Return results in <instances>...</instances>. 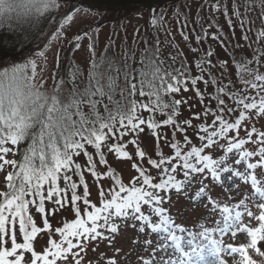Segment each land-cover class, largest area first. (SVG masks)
<instances>
[{"label":"snow or ice","instance_id":"obj_1","mask_svg":"<svg viewBox=\"0 0 264 264\" xmlns=\"http://www.w3.org/2000/svg\"><path fill=\"white\" fill-rule=\"evenodd\" d=\"M37 2L42 15L59 16L49 18L41 44L28 47L26 63L17 57L31 44L27 29L0 27V264H208L206 249L219 264H227L222 253L257 264L249 249L264 258V0H202L196 27L186 0L140 3L136 15L148 13L154 39L130 48L125 34L116 51L113 30L99 54L97 0ZM170 8L198 54L195 74L167 27ZM7 10L0 0V13ZM77 23L85 26L67 39ZM237 26L242 43H233ZM213 27L226 58L199 47ZM85 39L87 74L70 64L65 79L57 49L51 95L41 91L53 43L67 40L74 53ZM233 194L234 203L221 199ZM65 213L71 222L54 226ZM197 213L193 231L186 224ZM239 234L248 242L224 245Z\"/></svg>","mask_w":264,"mask_h":264},{"label":"rangeland","instance_id":"obj_2","mask_svg":"<svg viewBox=\"0 0 264 264\" xmlns=\"http://www.w3.org/2000/svg\"><path fill=\"white\" fill-rule=\"evenodd\" d=\"M104 2V3H103ZM107 0H103L102 2L97 0L98 6L102 9L103 15L101 17L103 28L101 29L99 33V40H98V47H97V54L102 52L104 50V45L108 40L109 35L113 32V30H116L119 33V37L116 39V51L120 50L121 46V40L124 38L125 34L127 35V41L128 46L136 47L137 49H143L145 47L143 38L145 36L148 37L149 41L151 42L154 37L152 36V29L150 28V25L148 24V13H144V18H138L136 15V9L137 6L140 3H134L128 8H115L112 7L109 3H107ZM202 0H186V3L190 5L191 12H190V22L191 27H196V14H197V8L199 6V3H201ZM19 7L22 12H25L26 15L23 16V14H19L17 17L20 18V21L16 23L17 25H22L25 29L28 31V38L31 40V44L28 47H37L41 44V42L44 39V34L49 31V18L56 16H59V10H52L49 13H45L42 15L40 12L37 11V9L40 7L37 0H8V10L2 12L1 14L12 12L14 8ZM12 10V11H11ZM175 9L170 8L167 13V19H168V29L171 31L172 36L175 38L174 43H176L181 49H183L185 55L188 58V63L193 68V73H196V69L193 62L194 56L198 54H193L189 51V48L187 46L188 42H185L180 35V29L183 27L182 24L178 25L177 20H182L181 17L175 16L174 13ZM15 13V12H13ZM1 16V15H0ZM1 18V17H0ZM6 23L11 24L10 20H7L5 18ZM219 24L221 25L223 32L227 35L229 39H231V32L229 31L228 24L225 22V19L223 16L219 17ZM205 26L207 25L208 21L207 19L204 20ZM16 24H13L12 26H17ZM84 24H73L67 34V39H71L72 36H74L78 29L81 27H84ZM139 29V33L136 35L135 39L137 41L136 45H133V35L136 33V30ZM188 32L189 35V42L192 44L193 47H197L195 36L192 35L191 28L184 29ZM199 31V28H197V32ZM209 37L206 41H201V44L199 47L206 51L209 47L213 48L220 58H226V53L224 52V49L220 47V44L218 41L211 39V33L216 31V28H210L209 30ZM157 35H159L160 40L163 42L165 40L164 33L160 31L159 29H156ZM169 39H172V37H169ZM221 39H224V37H221ZM240 42V29L237 26L236 27V39L233 41V43ZM87 43L88 41L85 39L81 42L82 46L80 50L72 52V49L74 48V44H69L67 40L63 41L62 43H56L54 42L52 47L46 52L47 56V71L43 73V76L46 80V83L44 84L43 89L41 91L51 95V91L53 88V79H52V73L53 70L56 68V52L57 49H60V56H61V70L64 74L65 79H68V69L69 65H77L80 67V69L84 72V74H87V65L88 61L90 59V54L87 50ZM227 43V41H226ZM28 47L24 49L23 52H19L17 60L20 64L26 63V60L23 59L24 53L28 51ZM162 47L165 48V55H167V51H170V48H167L162 44ZM139 56V51H137V57ZM35 58V57H33ZM216 57H213V60H215ZM39 62V58H37ZM3 66L0 65V68ZM30 74V69H25ZM70 87V85H68ZM201 88H203V84L200 85ZM185 97L193 96V93L190 91L188 93L183 94ZM179 98V96H177ZM194 102V101H193ZM199 106L197 105V108ZM184 115H187V109H183ZM146 115V114H145ZM23 145H21L22 147ZM11 158V157H9ZM18 158V157H17ZM110 162L113 161L112 157H109ZM116 165L114 164V167ZM119 168L124 169V176L125 180L127 181L128 178V168L125 165H119ZM119 174V172H118ZM3 183V177L0 175V184ZM240 197L238 195L233 194V199L229 200L228 197L222 196L221 199L230 203H234L236 200H238ZM92 200L94 203L97 202V195L95 192V189H93V196ZM202 213H197L190 217L188 223L186 224V227H189L193 231H199L198 226L194 224L195 216L201 215ZM74 217L69 216L67 213H65L63 216L57 215L55 220L52 221L54 226H62L63 222H71V219ZM38 223H40L39 218L37 217ZM247 222V221H246ZM208 226L211 225V220L206 222ZM255 226V223H254ZM155 238V237H154ZM217 238V237H213ZM248 240L244 234H239L235 240H233L230 236H225L223 239L224 245H227L229 243H233L236 246H239L240 244L247 243ZM106 244L107 242H103L100 245L101 251H106ZM258 247L264 251V242H260L258 244ZM95 254L89 250L88 256L93 257ZM248 255L253 259L257 261V264H264V258L258 256L254 250L249 249ZM205 258L208 261V264H213V261H216V264H219V260L214 257L210 251V249H206L205 251ZM219 259H223L227 262V264H233V260L236 259L238 264H243L242 261L239 260V257H230L227 253H222L219 257Z\"/></svg>","mask_w":264,"mask_h":264},{"label":"trees","instance_id":"obj_3","mask_svg":"<svg viewBox=\"0 0 264 264\" xmlns=\"http://www.w3.org/2000/svg\"><path fill=\"white\" fill-rule=\"evenodd\" d=\"M99 1L102 2L103 0H99ZM107 1H108L107 3H109L112 7H115V8H118V9L119 8H128L131 5H133L134 3H151V2H153V0H107ZM13 12H15V13H13ZM21 13L23 14V16L26 15V13L22 12V10H20L19 7L14 8V10L12 12L8 11L7 13H4V14L0 13V15H1L0 16L1 17L0 18V27H4V26L13 27L12 26L13 24H16V23H18L20 21V18H18L17 16L19 14H21ZM5 18L7 20H10L11 24L9 23V21H8V24H7L6 21H5ZM2 34L5 36V40L7 42L8 33L5 32V33H2ZM28 46H26V47H28ZM26 144H27V141L24 142L22 147L26 146Z\"/></svg>","mask_w":264,"mask_h":264}]
</instances>
